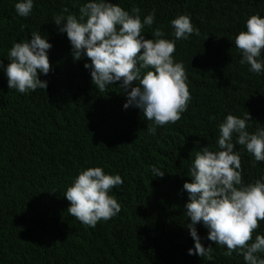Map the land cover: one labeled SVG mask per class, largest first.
<instances>
[{
	"label": "trees",
	"instance_id": "obj_1",
	"mask_svg": "<svg viewBox=\"0 0 264 264\" xmlns=\"http://www.w3.org/2000/svg\"><path fill=\"white\" fill-rule=\"evenodd\" d=\"M18 2L0 0V264H245L242 254L225 256L226 246L208 240L203 223L196 228L201 243L213 247L212 259L189 255V196L177 187L191 182L189 168L201 148L219 150L218 126L228 114L243 118L248 111L249 132L264 127V72L241 65L235 46L247 19L264 17V0H111L130 14L138 6L142 20L155 10L145 38L155 39L152 32L162 28L188 76L187 111L177 123L157 126L155 135L142 109L124 107L121 82L100 93L84 67L91 61L74 59L66 32L54 23L65 7V16L79 18L89 0H33L27 17L16 12ZM179 15L189 16L200 35L176 40L171 20ZM31 31L52 45L51 70L39 74L46 90L21 94L8 87V52L15 42L30 41ZM235 151L245 184L264 179V162L254 165L239 144ZM153 166L164 175H154ZM89 167L123 180L109 193L121 211L94 228L69 214L64 195ZM259 224L253 241L264 235V221Z\"/></svg>",
	"mask_w": 264,
	"mask_h": 264
},
{
	"label": "clouds",
	"instance_id": "obj_2",
	"mask_svg": "<svg viewBox=\"0 0 264 264\" xmlns=\"http://www.w3.org/2000/svg\"><path fill=\"white\" fill-rule=\"evenodd\" d=\"M33 6V0H20L14 5L22 17L29 16ZM67 12V7L62 9L54 23L60 32H66L74 59L86 56L91 61L84 67L91 69L92 83L100 93L121 82L119 87L127 96L124 107L142 109L151 122L147 130L153 135L157 126L180 121L191 101L188 76L183 63L174 59L175 41L163 38L162 28L152 32L155 39L145 38V26L151 28L155 23V10L142 20L138 6L132 7L130 14L111 0H89L79 8V18L74 14L65 16ZM171 25L176 40L187 39L193 33L200 35L187 15L172 19ZM31 36L30 41L14 40L8 52V87L21 94L46 90L47 81L41 80L39 74L47 75L51 70L48 50L52 45L40 33L33 32ZM235 46L242 56L241 65L248 64L253 73L264 72V60L260 59L264 50V17L251 15L246 31L235 36ZM250 121L248 111L243 118L228 114L218 126L219 150L201 148L189 168L191 182L180 181L177 187L189 196L185 215L190 222L186 227L194 240L189 255L212 259L213 247H205L197 232L196 225L203 223L208 229L207 239L226 246L225 256L237 252L243 255L245 264H264L259 255L264 253V235H256L253 241L259 222L264 221V179L245 184L241 156L235 151L239 144L254 156V165L264 162V127L249 132ZM152 172L164 175L156 166ZM122 184L120 175L106 174L102 167H89L67 187V211L83 225L94 228L121 211V204L109 193Z\"/></svg>",
	"mask_w": 264,
	"mask_h": 264
}]
</instances>
